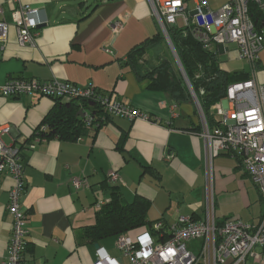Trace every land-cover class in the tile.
<instances>
[{
	"label": "crops",
	"instance_id": "obj_1",
	"mask_svg": "<svg viewBox=\"0 0 264 264\" xmlns=\"http://www.w3.org/2000/svg\"><path fill=\"white\" fill-rule=\"evenodd\" d=\"M20 1L38 9L37 19L44 23L32 45H20L11 19L13 6L0 0L8 24L6 41L0 42V85L16 78H55L80 87L92 84L111 100L149 117V121H129L108 116L76 141L51 138L34 143L35 130L42 126L53 100L37 94L0 96V125L12 129L2 140L20 150L24 166L26 186L20 206L27 216L25 263L94 264L96 243L87 241L83 231L95 224V206L108 201L111 185L119 188L126 202L136 197L145 200L147 220L152 223L161 221L168 227L180 216L203 220L206 175L196 104L192 99L177 103L166 93L149 89V81L126 58L159 32L147 1ZM119 19L124 20L123 28L113 34L110 24ZM230 45L213 48L221 68L250 77V64L239 59L235 44ZM255 67L257 82L264 84V56ZM170 154L173 157L167 160ZM213 166L216 219L257 225L263 211L259 191L236 158L222 153ZM111 172L119 176L114 184L108 182ZM76 178L85 181L79 189L72 184ZM12 183L10 175L0 177V264L11 235L12 216L6 205ZM233 196H239L236 206L229 204ZM108 238L113 242L101 240L100 248L127 264L115 248L116 236Z\"/></svg>",
	"mask_w": 264,
	"mask_h": 264
},
{
	"label": "built area",
	"instance_id": "obj_2",
	"mask_svg": "<svg viewBox=\"0 0 264 264\" xmlns=\"http://www.w3.org/2000/svg\"><path fill=\"white\" fill-rule=\"evenodd\" d=\"M11 3V19L16 28L20 45H32L37 29L44 21L38 20L39 10L21 3L20 0H6ZM150 14L159 32L173 53L178 68L185 81L190 96L196 104L200 119L197 135L204 145V167L206 175V196L204 219L194 220L180 216L176 223L168 227L161 221L153 222L149 230L132 237L128 234L116 236L115 248L127 264H264V84L256 80V63L259 53L264 49V23L256 26L252 10L264 17V0H226L212 8L207 0H146ZM124 20L110 24L113 34L123 28ZM178 28L184 35H190L206 51L214 46L235 44L240 60L251 66L250 77L227 86L226 96L221 101L218 119L212 110L209 121L199 104L197 94L185 75L175 49L170 40L168 29ZM8 24L3 19L0 6V42H5ZM111 54L110 49H104ZM24 94H37L61 102H92L100 106L104 117L117 116L129 121H149V117L131 106L125 105L98 91L92 84L80 87L55 78L41 81L36 78H16L0 85V96L16 98ZM203 94L200 89L198 95ZM86 128L99 125V115L93 111H83ZM11 127L0 125V177L10 175L13 179L8 192L7 212L12 216L11 235L6 246V256L1 264H26L24 253L27 236L25 211L20 206V198L25 190L23 160L20 150L6 145L2 137L10 134ZM44 130V128H42ZM35 136L34 143L43 140ZM34 143L31 145L33 147ZM235 157L239 166L257 187L263 204L261 219L257 225L245 224L237 219L219 222L215 216L214 204V166L213 160L220 154ZM172 154L167 156L171 160ZM119 180L117 172H111L108 182ZM85 181L72 180L76 189ZM105 202L96 204L99 209ZM94 264H122L110 258L103 248H97Z\"/></svg>",
	"mask_w": 264,
	"mask_h": 264
},
{
	"label": "trees",
	"instance_id": "obj_3",
	"mask_svg": "<svg viewBox=\"0 0 264 264\" xmlns=\"http://www.w3.org/2000/svg\"><path fill=\"white\" fill-rule=\"evenodd\" d=\"M252 19L257 27L264 23L262 14L254 9ZM168 34L182 69L197 94L201 108L213 124L214 121L209 114L213 106L225 98L227 86L245 81L249 76L247 73H230L222 69L214 51L204 50L190 35H184L180 29L169 28ZM164 43L163 36L158 32L131 50L126 58L132 68L139 73L142 72L143 77L149 81V89L166 93L177 103L189 101L192 98L175 59L168 52L161 53L162 49L159 46H165ZM145 56L148 58L144 60ZM149 57L155 58V65L151 64ZM200 89H203L202 95H198ZM52 100L54 105L51 111L43 120L42 126L35 130V136L40 138L76 141L87 130L83 119L78 115L80 111L89 110L99 115L98 126L107 119L104 117L102 120L100 106L90 101L79 103ZM109 190L108 201L97 209L96 222L83 231L84 238L98 244L108 237L120 234L134 237L149 230L152 222L147 220L148 203L139 197L132 202H126L119 188L114 185H111Z\"/></svg>",
	"mask_w": 264,
	"mask_h": 264
},
{
	"label": "rangeland",
	"instance_id": "obj_4",
	"mask_svg": "<svg viewBox=\"0 0 264 264\" xmlns=\"http://www.w3.org/2000/svg\"><path fill=\"white\" fill-rule=\"evenodd\" d=\"M99 1H102V0H99ZM208 1V3L210 4V6L212 7V8H215V7H218L220 4H221V2H223L222 0H207ZM165 41V40H164ZM165 46L164 45H162V46H159L160 47V49H162V51H161V53L163 54V53H166V52H168L172 57H173V53L171 52V50H170V48L168 47V45H167V43H166V41H165ZM230 47L232 46V45H230V44H228ZM215 47V46H214ZM213 47V48H214ZM263 57L264 56V49L262 50V51H260V53H259V57ZM173 59H174V57H173ZM149 60L151 61V62H153V60H154V58L152 57H149ZM175 61V60H174ZM244 63L247 65L248 63L246 62V61H244ZM175 64H176V66L178 67V65H177V63L175 62ZM249 71H250V69H248ZM222 101V100H221ZM219 102V104H218V106H217V108L216 109H214V110H212V114H213V117H214V119H218V117H219V109H220V106L222 105V102ZM249 188L251 189L252 188V190H253V186L252 185H250V183H249ZM242 196H244V198L246 199V192H244L243 194H242ZM247 201V203H246V205L247 206H249L250 205V203L251 202H248V200H246ZM231 203H229L231 206H236L237 204H238V202H239V196H233V197H231V201H230ZM240 203V202H239ZM227 206H229V205H227ZM149 229V228H148ZM106 241H110V242H113V238H107L106 239ZM246 264H252V261L251 260H248L247 261V263Z\"/></svg>",
	"mask_w": 264,
	"mask_h": 264
},
{
	"label": "water",
	"instance_id": "obj_5",
	"mask_svg": "<svg viewBox=\"0 0 264 264\" xmlns=\"http://www.w3.org/2000/svg\"><path fill=\"white\" fill-rule=\"evenodd\" d=\"M176 62V60H175ZM78 115L82 118L84 116V113L83 112H78ZM95 248H100V246L98 244H95Z\"/></svg>",
	"mask_w": 264,
	"mask_h": 264
}]
</instances>
